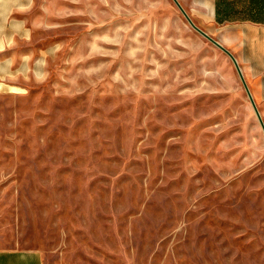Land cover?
<instances>
[{"label": "rangeland", "instance_id": "374dc122", "mask_svg": "<svg viewBox=\"0 0 264 264\" xmlns=\"http://www.w3.org/2000/svg\"><path fill=\"white\" fill-rule=\"evenodd\" d=\"M0 250L264 264V131L174 0H0Z\"/></svg>", "mask_w": 264, "mask_h": 264}, {"label": "crops", "instance_id": "0c3cea01", "mask_svg": "<svg viewBox=\"0 0 264 264\" xmlns=\"http://www.w3.org/2000/svg\"><path fill=\"white\" fill-rule=\"evenodd\" d=\"M179 1L192 20L202 22L201 28L234 54L264 121V0ZM0 264L44 261L37 250H0Z\"/></svg>", "mask_w": 264, "mask_h": 264}, {"label": "water", "instance_id": "95a60500", "mask_svg": "<svg viewBox=\"0 0 264 264\" xmlns=\"http://www.w3.org/2000/svg\"><path fill=\"white\" fill-rule=\"evenodd\" d=\"M174 2L176 3V5L179 7V9L181 10V12L185 15V17L187 18V20L189 21V23L192 25V27L197 30L200 34H202L204 37H206L208 40H210L212 43H214L216 46H218L221 50H223L226 54H228L230 56V58L233 60L238 72H239V75L241 77V80H242V83L248 93V96H249V99H250V102L253 106V109L258 117V120L263 128V131H264V121H263V118L261 116V113L258 109V106L251 94V91L249 89V86L246 82V79L243 75V72L241 70V67L239 66V63L236 59V57L234 56V54L228 50L225 46H223L218 40H216L214 37L210 36L208 33H206L204 30H202L200 27H198L194 21L190 18V16L188 15V13L186 12V10L184 9V7L182 6V4L180 3L179 0H174Z\"/></svg>", "mask_w": 264, "mask_h": 264}, {"label": "trees", "instance_id": "16d2710c", "mask_svg": "<svg viewBox=\"0 0 264 264\" xmlns=\"http://www.w3.org/2000/svg\"><path fill=\"white\" fill-rule=\"evenodd\" d=\"M230 9H227L226 12H229ZM219 22H222L221 20H219Z\"/></svg>", "mask_w": 264, "mask_h": 264}]
</instances>
